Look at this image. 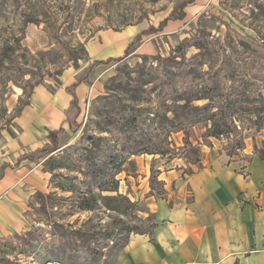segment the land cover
Here are the masks:
<instances>
[{"label":"rangeland","instance_id":"374dc122","mask_svg":"<svg viewBox=\"0 0 264 264\" xmlns=\"http://www.w3.org/2000/svg\"><path fill=\"white\" fill-rule=\"evenodd\" d=\"M177 1L0 0L1 158L9 155L8 143L25 126L22 117L38 91L44 89L55 102L59 90L68 93L77 75L85 72L90 63L107 61V55L123 57L125 49L140 38L134 53L120 62L99 65L85 82L89 90L86 101L82 98L79 104L81 110L75 119L79 130L73 132L66 119L59 127L67 131L60 136V150L35 154L37 166L46 175V183L29 201L25 228L0 238V264H44L47 257L57 256L64 262L74 257L76 264H104L131 234L153 230L157 219L152 210L158 200L174 205L191 199L187 185L189 175L220 157L234 160L239 158L234 155L239 154L247 156L248 160V155L259 158L264 155V122L241 111L234 117L230 135L206 137L212 124L198 123L185 131L173 130L163 155L131 156L116 176L117 183L109 184L113 185L111 188L117 186L118 191L103 190L106 186L80 173V170L85 171L80 162L70 169L49 171L53 164L58 165L67 156L72 163V156L77 160L76 154L82 152V148H91L86 139L90 135L105 138L101 142V154L113 148L114 140L120 146L128 145L129 141L122 140L115 132L102 133L98 125L102 121L108 130L106 116L111 114L115 117L112 123L116 125V117L125 113L128 100L133 97L148 100L138 104L143 107L148 104L159 107L162 102L166 106L176 102L185 106L193 79L197 81L195 88H200L204 82L220 81L226 83L231 92L237 89L242 93L249 89L253 97L264 93L261 82L256 79L259 55L245 53L238 44V36L264 43V0H196L186 8L187 17L183 21H169L158 31ZM107 35H111L112 44L106 43ZM159 67L176 73L173 85L166 84L164 79L158 84L145 85L159 74L155 72ZM166 77L170 79L172 75ZM98 82L101 90L94 97ZM159 94L162 97H158ZM58 100L62 105L65 102ZM206 103L205 100L195 101L191 106ZM39 104L41 111L46 107V111H50L48 108L53 103H44L41 107ZM191 106H185V111H190ZM67 108L64 117L72 120L74 111ZM46 116L47 121L39 123L40 137L36 140L41 148L55 130L52 112H47ZM169 116L175 117L172 112ZM129 136L135 146L140 144L143 135L135 132ZM65 148L68 155H62ZM67 176L76 185V193L57 188L59 182L67 181ZM84 180L89 183L87 187L81 184ZM89 189L98 196L112 199L100 198L93 210L79 211L76 209L77 192ZM181 194L185 196L182 199ZM124 226L131 227L132 232L122 233ZM105 230L112 232L110 238L105 236ZM96 232L97 236H86ZM89 248L101 250L102 256L97 258Z\"/></svg>","mask_w":264,"mask_h":264},{"label":"crops","instance_id":"0c3cea01","mask_svg":"<svg viewBox=\"0 0 264 264\" xmlns=\"http://www.w3.org/2000/svg\"><path fill=\"white\" fill-rule=\"evenodd\" d=\"M112 41L107 35L106 43ZM101 86L99 82L95 85L94 97ZM88 90V83L77 87L79 104L82 98L86 101ZM37 93L22 117L25 126L8 143L9 155L0 157V167L3 163L14 166L21 156L41 149L36 140L47 112H52L55 130L67 119L65 110L72 101L69 92L59 90L55 102L44 89ZM44 103H53L50 111L37 107ZM234 156L239 158L220 157L189 175V201L170 205L158 200L153 204L157 219L153 230L131 234L104 264H264V159L253 154L248 160L245 155ZM36 162L25 160L15 169L7 168L0 180V238L25 228L29 201L46 183Z\"/></svg>","mask_w":264,"mask_h":264},{"label":"trees","instance_id":"16d2710c","mask_svg":"<svg viewBox=\"0 0 264 264\" xmlns=\"http://www.w3.org/2000/svg\"><path fill=\"white\" fill-rule=\"evenodd\" d=\"M195 1L196 0H178L169 17L161 23L158 31L162 30L169 21H183L187 17L186 8L194 4ZM150 33L151 32H148V34ZM143 35H145V32ZM238 38L239 47L244 50L245 53H249L254 57L259 55V74L256 79L261 82L262 88L264 90V43L251 41L250 39H247L243 36H238ZM139 40L140 38L137 37V39L128 46L123 57L110 58L107 61H94L88 65V68L85 72L82 71L77 75L76 81L71 85L70 88H68V92L72 96L71 109H73L74 115L72 120L67 118V121L70 126L72 125L71 129L73 132H77L79 130L78 125L75 124V119L77 118L81 110L79 106V100L75 92L77 87L82 83L87 82L90 79L95 68L99 65L105 63L120 62L125 57L134 53L138 48ZM156 71H159V74L156 77L151 78V80L145 82V85L147 83L158 84L159 82H162L163 79L166 81V84L173 85L172 79H175V72H168V70H163V68L161 67L157 68L155 72ZM169 74H171L172 77L170 79H167L166 76ZM189 74L191 73L189 72L188 76H190ZM194 75L195 72H193V76ZM196 82V79H193L191 81L193 88L189 92L190 95L188 96L189 98L185 106H191L193 102L201 100L207 101L206 104L202 106H191L192 109L190 111H185V106H182L177 102L170 106H166L165 102L161 101L163 104H161L159 107L154 108L149 104L143 107L138 106V104L144 102L146 103L148 100H144L141 97H133L128 100L130 101V103H128L129 106L126 107L125 111L123 110L125 113L119 118L116 117V119H118L116 125H113L112 123V118L115 119V117H113V114L106 116L109 125L108 130H105V127L107 126L106 123H102L101 121L98 125V130H101L102 133L111 132V134H113L115 132V135L121 136L122 140L129 141L128 145L123 144L122 146H120V143L114 140L115 144L113 148H111L110 151L107 150V153L101 154L99 153L102 148L101 142L105 138L96 135H90L87 136V138L84 136L92 147L89 148L88 146H86V148H82V152H78L76 154L77 160H75L74 156H72V163H69V159L67 156V158H65L63 162H59L58 165L53 164L49 171H54L55 169L62 168L70 169L73 167L74 163L80 162L85 166V168H83L85 169V171L83 172V170H80V173H83L92 182H98L100 186H106L103 190L118 191L117 186L113 188H111V186L117 183L116 176L121 172V168L124 162L131 156L139 154L163 155L165 153L164 149L167 145L169 135L173 133V130H175L174 132L185 131L187 127L195 126L198 123H211L212 126L210 129H208V134H206V137L220 138L226 134H231L234 117L240 115L239 113L241 111H243V114L250 113L254 115L257 120L260 121V123L264 122V93L260 94L259 96L253 97L254 95L249 89L242 93H239L237 89L231 92L232 89L228 88L226 83L220 81H215L211 84H207L206 82H204L200 88H195V86L197 85ZM147 91H143V94L147 93ZM151 91H156V89H151ZM158 97H162L161 94H159ZM163 99H165V97L161 98V100ZM165 106L167 108H165ZM182 108L184 109V111ZM170 112L175 115L173 119L169 116ZM153 131L158 132L152 134L154 133ZM66 132L67 131L64 128L51 131V133L48 135L49 142L45 144L43 148L38 149L34 153L21 156L14 166L9 163H3L0 167V180L3 178L5 170L7 168L15 169L20 165L21 162L25 160H33L35 154L39 152L47 151L49 153H54L60 150V136L65 134ZM135 132H139L143 136L141 138L140 144L134 146L130 143V139L133 138L129 135H132ZM115 137L116 136H114V138ZM66 149L68 148L63 149L62 155H68V150ZM238 149L241 150V147H238ZM261 158L264 159V155L261 156ZM65 179L69 181V183L67 181L59 182V186L57 188H59L63 192L76 193V185L71 182L72 178H69L67 176L65 177ZM73 179L77 180V177H74ZM110 183H112L113 185L110 186ZM81 184H85L86 187L87 185H89V183H86L85 180ZM91 186H93V183ZM77 193L78 196L76 209H78L79 211L93 210L98 204L100 198L103 200L112 199L111 197L98 196L94 194L90 189L88 191L80 190ZM41 195L42 194L39 192V196ZM114 225H116V223H114ZM131 232V227L124 226V228L122 229V233L124 234H130ZM148 232L149 231L135 233L145 234ZM104 234L109 238L112 236V232H108V230H105ZM97 235L98 232L94 234H86V236L88 237ZM89 252H91V254L95 255L97 258L102 256L101 250L98 251L96 249L89 248ZM73 259L74 257H71L70 261L64 262L57 256L56 258L47 257L46 261L58 260L64 262L65 264H76ZM72 261L74 263H71Z\"/></svg>","mask_w":264,"mask_h":264},{"label":"built area","instance_id":"2783aa9c","mask_svg":"<svg viewBox=\"0 0 264 264\" xmlns=\"http://www.w3.org/2000/svg\"><path fill=\"white\" fill-rule=\"evenodd\" d=\"M44 264H65V263L58 260H49L46 261Z\"/></svg>","mask_w":264,"mask_h":264}]
</instances>
